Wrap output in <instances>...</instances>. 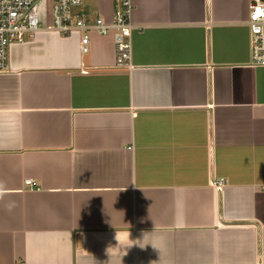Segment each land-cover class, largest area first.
Returning <instances> with one entry per match:
<instances>
[{"label": "crops", "instance_id": "crops-1", "mask_svg": "<svg viewBox=\"0 0 264 264\" xmlns=\"http://www.w3.org/2000/svg\"><path fill=\"white\" fill-rule=\"evenodd\" d=\"M131 2L133 68L115 67L112 33L82 53L81 34L47 18L11 45L0 264H264L250 0ZM84 8L111 21L115 0Z\"/></svg>", "mask_w": 264, "mask_h": 264}, {"label": "built area", "instance_id": "built-area-1", "mask_svg": "<svg viewBox=\"0 0 264 264\" xmlns=\"http://www.w3.org/2000/svg\"><path fill=\"white\" fill-rule=\"evenodd\" d=\"M85 0H55L52 6V23L46 27L69 36L73 32L81 34V51H89L90 34H113L116 44L115 67L133 68L131 0H115L114 16L107 21L91 14L84 8ZM250 53L251 66L264 67V0L249 2ZM38 0H0V73L10 69V47L34 36L42 29ZM223 181V180H222ZM213 184L221 191L225 183ZM26 183L34 185L31 179Z\"/></svg>", "mask_w": 264, "mask_h": 264}, {"label": "rangeland", "instance_id": "rangeland-1", "mask_svg": "<svg viewBox=\"0 0 264 264\" xmlns=\"http://www.w3.org/2000/svg\"><path fill=\"white\" fill-rule=\"evenodd\" d=\"M51 2V1H50ZM48 0H38L40 18H47L52 21V6Z\"/></svg>", "mask_w": 264, "mask_h": 264}]
</instances>
